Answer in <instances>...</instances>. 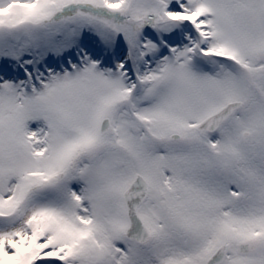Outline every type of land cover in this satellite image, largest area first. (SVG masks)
Here are the masks:
<instances>
[{"label": "snow or ice", "instance_id": "1", "mask_svg": "<svg viewBox=\"0 0 264 264\" xmlns=\"http://www.w3.org/2000/svg\"><path fill=\"white\" fill-rule=\"evenodd\" d=\"M0 264H264V0H0Z\"/></svg>", "mask_w": 264, "mask_h": 264}]
</instances>
